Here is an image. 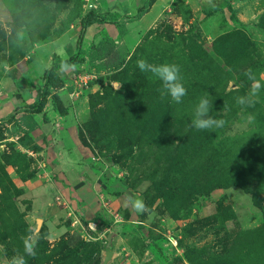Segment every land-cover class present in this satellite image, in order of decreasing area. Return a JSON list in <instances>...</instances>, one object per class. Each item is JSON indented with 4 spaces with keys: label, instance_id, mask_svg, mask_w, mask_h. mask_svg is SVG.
<instances>
[{
    "label": "rangeland",
    "instance_id": "1",
    "mask_svg": "<svg viewBox=\"0 0 264 264\" xmlns=\"http://www.w3.org/2000/svg\"><path fill=\"white\" fill-rule=\"evenodd\" d=\"M107 2L108 0H44L49 8L48 16H51L52 19L48 17L50 19L48 30L42 31V26L33 24L31 19L27 21V25L19 26L16 20L13 21L12 0L9 4L0 0V26L6 32L4 40L0 39V77L4 75L13 78L17 69H25L26 60L31 64L34 61L36 66L40 57L35 59V54L39 51L35 50V47L39 44L44 46L54 41L55 45L61 46L62 49L61 51L57 50L55 46L53 50L60 53L64 51L65 57L69 53L77 54V47H80L81 53L79 52L78 55L83 60L57 69L56 73L62 85L60 87L49 86L50 94L48 96L55 94L59 97L61 93L68 95L72 103L77 138L84 145L88 144L94 157L98 158L96 161L100 162V166H96L101 167V172L107 173L114 180L116 179L114 185L125 187L123 191L113 190L112 195H107L111 200L112 214L115 212L114 214L118 215V221L113 223L111 230L106 231L104 235L101 231L95 233L87 227L89 220H98L97 215L88 216L79 213V202L65 187H59L58 191L56 190L54 193L47 189L48 193L52 192L50 197L52 205L55 207L54 211L47 213L45 210L39 209L30 212L31 201L26 194L27 186L24 183L38 178L39 163L42 162L33 156V153L39 150L35 142L36 150L17 144L19 136L26 132L20 126L17 118L22 111L27 109L26 105L21 106L20 109L14 110V113L12 112L0 122V152L12 154L11 147L14 144L17 151L26 155L25 161H22L19 166L17 165L18 170L17 166L12 164L6 166V171L13 182L22 191V194L15 198V202L24 223L32 228L34 216L45 217L48 224L44 222L41 225L37 237L41 235L47 241L49 248L53 247L63 236L66 238L80 237L100 250L99 264H101L105 250L113 252L108 264H264V216L261 210L253 204L249 193L238 186L217 188L209 193L195 195L190 194L188 190L181 193L173 192L172 187L177 184V181L171 177L167 182L169 184H165V181L169 179L166 168L168 171L174 172V166L169 164L170 158L166 160V156L160 154L157 160V155H154L161 145L152 142L150 146H143L142 153L134 165L131 166L132 162H130L127 166H123V163L115 158V154L119 150L107 149L105 138L100 140V144H93L87 131V124L91 121L92 114L105 110V102L102 99L105 92L104 87L111 86L113 90H117L123 85L121 81L111 77L112 72L104 68L98 69L102 60H91V55L95 52L94 47L100 39L109 36L114 41L115 48L125 58L124 62H127L135 47L143 43L145 34L153 29L155 34H163L161 39L154 33L149 36L150 39L158 38L162 44L158 50L162 53H159L160 56L155 53L153 64L176 62V56L182 57L183 53L174 50L176 48L184 50L182 43L185 38L187 41L195 42L197 47L202 46L203 50L211 52V54L214 53L215 60L224 66L228 63L221 56L222 51L216 45L217 36L240 26L244 28L243 30L252 42L256 43L264 60V31L256 26V21L264 12V0H172L162 6L159 17L152 27L145 31L137 30L134 24L130 28H126L124 35L118 34L112 38L110 34L112 35L114 32L115 35L118 27L106 26L104 23H92L84 31H81V20L88 11H99L105 22H111V19L106 20L104 16L108 9ZM109 5L113 9V6ZM128 17L131 15L126 11L117 24L125 25L126 23L129 25L132 22L127 20ZM41 33H45V37L37 41L36 39ZM80 35L82 37L79 38ZM170 36L172 38H165ZM192 46L194 47V43ZM154 51L158 53L156 49ZM186 51L187 48H185V53ZM46 57L48 62L50 61L47 68H43V70L37 67L38 69L34 68V71H32L33 69L29 71L30 74L35 72L34 76H37L36 80L33 78L37 83L33 84L32 89L36 97L44 89L46 79L43 78V73L49 70L53 62H58L56 59H59L56 57V52L50 54V51L47 52ZM130 65L134 67L135 61H131ZM179 67L181 70L183 69V67ZM138 73L133 72L138 80L146 79L151 87V89H145V87L143 89L147 90V94L146 101L143 102L145 106L143 105L141 108L142 114L146 115V111L147 114L153 116L152 121L156 119V138L169 141L171 146H178L180 129L187 128L188 125L183 120L179 121L177 112L180 111L177 108L172 111L162 105V98L158 93L161 88L159 80L149 73ZM189 75V73L186 75L183 72L182 83L189 78ZM260 76L261 80H255L248 86V94L254 82L263 81L264 71ZM9 83L3 84V89L8 92L7 94L13 90ZM236 87L238 86H235L234 78H228L225 82L226 90ZM123 105L126 104H122L121 107L116 106L115 109L123 110L126 108ZM250 129H255L254 137L258 136L259 140L264 139L259 125L253 123L249 110L242 108L232 117L224 120L218 139L241 136ZM185 132L184 129L182 133ZM13 133L17 136H13ZM220 141L227 146H232L235 154L240 151L228 140ZM245 143L246 141H243L241 145ZM113 145L115 144L113 143ZM239 147L241 148L240 145ZM227 160L230 164L224 169L231 168L236 162L231 153ZM216 162L219 164L217 169L219 171L224 161ZM32 171H36V176L24 180L23 177ZM40 175L43 176V174ZM38 182H40L38 186L45 183L42 180ZM181 182L188 183L183 178L179 179V183ZM161 185L163 186L161 187ZM255 185L256 183L253 184V188ZM260 193L264 195V190ZM56 196L71 200L73 215L79 220L78 222L73 223L75 218L73 215H67L62 206L57 204ZM137 199L143 201L146 207L145 211H135L134 201ZM104 209L106 211V208ZM52 220L57 227L62 228L57 233H54L55 229L51 228L53 227ZM5 231H8V224ZM6 233L0 236L4 237ZM15 234L21 236V240L29 239L32 242L37 239V237L32 238V232L28 233L26 238L22 237L23 232L19 228ZM89 236H93V238ZM0 247L5 261L9 264H12L14 258H19L17 252L19 248L13 244V235L5 238L3 242L0 241ZM190 249L194 251L187 253V250ZM36 256L35 253L28 264H39L36 262Z\"/></svg>",
    "mask_w": 264,
    "mask_h": 264
},
{
    "label": "trees",
    "instance_id": "2",
    "mask_svg": "<svg viewBox=\"0 0 264 264\" xmlns=\"http://www.w3.org/2000/svg\"><path fill=\"white\" fill-rule=\"evenodd\" d=\"M3 1L9 4L11 0ZM154 1L145 0L134 17H141L149 10ZM12 2L13 21L16 20L19 26L27 25V21L31 19L33 24L42 26V31L48 30L52 17L48 16L49 8L44 0H12ZM104 22L103 17L98 15L97 12L88 11L81 20V31H84L92 23ZM256 26L264 31V12L256 21ZM243 29L239 26L217 36L216 45L218 49H221V56L224 57L228 65H220L213 57L214 53L211 54V52L203 50L202 46L197 47L195 42L187 41L185 38L183 40L185 44L182 43L184 50L182 48L174 50L183 53L182 57L176 56L177 61L174 62V64L183 67L182 70L180 69L181 77L183 78V72L186 75L187 73L191 75L186 81H183L187 94L182 98L181 103H176L172 101L171 97L161 96L160 92L158 93L162 98V105H165L168 110H176L177 108L180 111L177 112L179 121L183 120L188 125L187 128L180 129V143L176 147L171 146L167 140L156 138V119L152 121L153 116L147 114L146 111V115H143L141 111L142 106H145L143 102L146 101L145 96L147 94V90L143 89L144 87L145 89H151L150 84L146 79L144 81L138 80L136 75L133 74V72L142 74L136 66L138 59L143 58L152 63L155 53L160 56L159 53H162V51L158 50H160L162 44L158 38L161 39L163 34L158 35L155 34L156 32L153 29L149 30L144 36L143 43L135 47L127 62H124L125 58L115 48L114 41L109 36L100 39L94 47L95 52L91 55V60H102L98 69L104 68L112 72L111 77L121 81L123 85L117 90H113L111 86L104 87L105 92L102 99L105 102V110L93 113L91 121L87 124L91 142L97 145L100 144V140L105 138L107 149L119 150L115 154V158L122 162L123 166H127L130 162L133 166L142 153V147L150 146L152 142H155L159 146L161 145L157 153L154 152V155H157V160L159 155L163 154V156H166V160L170 158L169 164L174 166V172L172 170L168 171L166 168L169 179L165 181L166 185L169 184L167 182L171 177L177 181V184L172 187L173 192L181 193L188 190L190 194L195 195L209 193L217 188L238 186L251 195L253 204L261 210L264 216V195L260 193L264 190V139L259 140L257 139L258 136L254 137L255 129H250L241 136L218 139L221 127L198 130L191 124L194 109L199 99L206 97L210 102V115L214 118L224 121L240 109H247L253 123L259 125L264 134V79L259 83L260 89L257 96L252 97L247 93L248 86L253 81L261 80L260 74L264 71L263 55L258 50L256 43L252 42ZM118 32L119 34L124 32L122 24L118 25ZM153 33L158 38L150 39L149 36H152ZM44 34L41 33L36 40H42L45 37ZM5 35L6 32L0 26V39L4 40ZM81 35L79 38L82 37ZM165 38H172V36ZM192 43H194V47ZM77 48L78 53H81L80 47ZM185 48H187L186 53ZM155 49L158 53L154 51ZM78 53L65 59H56L58 62H53L49 70L44 72L43 78L46 79L44 89L38 94L37 101L26 106L24 124L27 131L19 136L17 144L27 146L31 150L37 149L30 134L35 126L33 114L43 110L48 100L47 96L50 94L48 87L55 85L60 87L62 85L56 73L57 69L62 65L63 67L69 66L83 60ZM163 53L166 52L163 51ZM131 61H135L134 67L130 65ZM249 74L253 79H249ZM228 78H234L235 86L238 87L226 90L225 82ZM158 83L160 82L158 81ZM142 92L144 94H141ZM238 97H245L244 105L236 103ZM50 99L53 108L61 114L66 113V109L62 106L57 95H51ZM122 104H126L123 105L126 106L125 109H115L116 106L121 107ZM18 109L20 108L17 107L15 111ZM184 129L186 132L182 133ZM220 140H228L231 145L239 148L240 151L235 154L232 146H227ZM243 141H246V143L241 145ZM85 145L88 146V144ZM11 150L12 154H6L4 151L0 152V235L7 232L4 237L0 236V241L3 242L5 238L13 235V244L19 248L17 252L19 257H23L25 264L30 263L33 259V255L26 251L29 245L36 253V262L39 264L43 262L49 264H99L100 250H97L95 245L87 243L83 238H66V236H63L53 247L49 248L47 241L41 235L32 243L29 239L21 240V236L15 234L17 228H19L23 232L22 237L26 238L25 236L31 234L32 228L24 223L22 214L15 202V198L21 195L22 191L15 185L6 171V166L9 164L19 166L22 161H25L26 155L17 151L14 144ZM230 153L236 162L231 168L224 169L225 166L230 164L228 160L226 161ZM216 161H224L219 171L217 170L219 164ZM34 176H36V171H32L23 179H31ZM180 178L185 179L188 183H179ZM255 183V188H253ZM96 215L100 222L99 230L111 224L112 217L108 213L102 211L96 213ZM7 224L8 231L4 232ZM188 251L194 250H187V253Z\"/></svg>",
    "mask_w": 264,
    "mask_h": 264
},
{
    "label": "crops",
    "instance_id": "3",
    "mask_svg": "<svg viewBox=\"0 0 264 264\" xmlns=\"http://www.w3.org/2000/svg\"><path fill=\"white\" fill-rule=\"evenodd\" d=\"M171 1L172 0H155L146 13L141 17L136 18L133 17V14L134 16L136 15L138 8L143 5L145 0H108V9L104 13V16L106 20L111 19V22L114 20L115 23L114 21L112 23L104 22V25L118 27L117 21L127 11V13L131 15L127 20L132 23H129V25H126L125 23V25H123L124 32H126V28H130V26H133L134 24L135 27H137V30L145 31L152 27L156 19L159 17L162 6ZM109 4L113 6V9L109 7ZM96 12L98 15L101 14L99 11ZM123 33L119 34L117 30L115 35L113 32L110 36L114 38L118 34L124 35ZM55 46L54 41H51L48 45L44 46L40 44L37 45L35 50L38 49L39 51L36 52L35 59L37 60L38 57H40V59L36 66L33 63L34 61L31 64L26 60L25 69H17L14 72L13 78L4 75L0 77V122L12 112L14 113L16 107L27 106V104L29 105L37 100V97L32 90L34 86L33 84L37 83H35L37 76H34L35 72H31L30 74L29 71H31V69L34 71V68L43 69L48 67L50 62H48V56L46 57L48 51H50V54L56 52V57L59 59L68 58L73 54L69 53L68 56L65 57L63 54L64 51L61 53L57 51H61L62 47L56 46L57 50H53V47L55 48ZM6 82H10L13 87V90L9 94L3 89V84ZM59 95V99L61 100L63 107L66 109L65 114H61L53 108L50 96H47L48 100L43 110L33 114L35 126L34 129L30 131V134L35 144L39 147V150L35 151L33 156L35 158L37 157L42 163H39L40 168L38 169V178H35L34 181L28 180L29 183H24L27 186L26 194H28V199L31 201L30 212L38 211L39 209L45 210L47 213H50L49 211H54L55 207L52 205L50 197L52 192L48 193L47 189L54 193L59 187H65L68 191L72 192V196H74V198L77 199V202H79V213L91 216L94 214L96 215L98 212H105L103 202L106 203L105 205L107 208H110L111 205V200L107 195H112L113 190L123 191L125 187L123 185H121V187L119 185H114L116 179L114 180L107 173L103 174L101 172V167L96 166L100 163L96 161L98 158H95L96 156L94 157L92 150L81 143L75 134L76 123L73 108L71 106L72 103L70 102L68 95L64 93ZM24 115H26V112L22 111L17 118L20 122V126L27 131V127L24 124ZM14 135L17 136V134L13 133V136ZM40 174H43V176ZM40 180L45 182L43 183L44 185L38 186L40 184L38 181ZM49 216L51 217V215ZM36 217H42L43 223L45 222L48 224V220H46L45 217L36 215L34 216V219ZM53 222L54 221L52 220L51 223ZM52 226L53 227L51 228L53 230L55 229V231H53L54 233H57L58 230L62 229L60 226L57 227L56 223H53ZM2 253L0 247V264H5L4 262L9 264L5 261Z\"/></svg>",
    "mask_w": 264,
    "mask_h": 264
},
{
    "label": "clouds",
    "instance_id": "4",
    "mask_svg": "<svg viewBox=\"0 0 264 264\" xmlns=\"http://www.w3.org/2000/svg\"><path fill=\"white\" fill-rule=\"evenodd\" d=\"M136 66L142 73H150L152 77L159 80L161 84V88L159 90L161 96L167 95L176 103L182 102V98L187 94V90L182 83V77L180 74L181 70L178 65L167 62L153 64L142 58L137 60ZM249 79H253L251 74H249ZM259 89V83L254 82L249 95L253 97L257 96ZM236 103L238 105H244L245 97H238ZM210 110L211 107L209 100L206 97H201L194 109L191 121L192 126L198 130H208L222 127L224 121L211 116ZM134 209L137 212H143L146 210V207L143 201L137 199L134 201ZM26 251L29 254L35 255L31 245L27 246ZM12 264H25V262L23 257H19L14 258Z\"/></svg>",
    "mask_w": 264,
    "mask_h": 264
},
{
    "label": "built area",
    "instance_id": "5",
    "mask_svg": "<svg viewBox=\"0 0 264 264\" xmlns=\"http://www.w3.org/2000/svg\"><path fill=\"white\" fill-rule=\"evenodd\" d=\"M56 200H57V204L67 212V215H73V210H72V206H71V203L68 199H65V198H61V196H56ZM106 203L103 202V206L106 208V212L108 210V214L112 217V222L110 225H107V226H104L102 230H99V226H100V222L98 220H89L88 221V228L92 231H94L95 233H100V231L102 232V234L104 235L106 231H110L111 230V227H112V224L113 223H117L118 221V215L117 214H114L115 212H113L112 214V210L110 208H107ZM111 210V211H110ZM73 217L75 218L73 223L74 222H78L79 220L73 215ZM90 238H93V236H89ZM99 237V236H97Z\"/></svg>",
    "mask_w": 264,
    "mask_h": 264
},
{
    "label": "water",
    "instance_id": "6",
    "mask_svg": "<svg viewBox=\"0 0 264 264\" xmlns=\"http://www.w3.org/2000/svg\"><path fill=\"white\" fill-rule=\"evenodd\" d=\"M43 224L42 217H36L34 219V224L32 225V238L35 239L39 233V230L41 228V225ZM113 256V252L110 250L103 251V257L101 264H108V262L111 260Z\"/></svg>",
    "mask_w": 264,
    "mask_h": 264
}]
</instances>
